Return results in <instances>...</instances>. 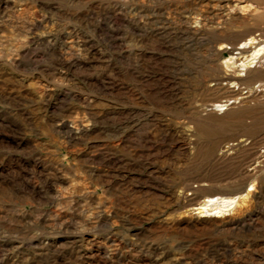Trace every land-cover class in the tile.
Here are the masks:
<instances>
[{"label": "rangeland", "instance_id": "374dc122", "mask_svg": "<svg viewBox=\"0 0 264 264\" xmlns=\"http://www.w3.org/2000/svg\"><path fill=\"white\" fill-rule=\"evenodd\" d=\"M254 46L264 0H0V264H264Z\"/></svg>", "mask_w": 264, "mask_h": 264}, {"label": "bare ground", "instance_id": "6f19581e", "mask_svg": "<svg viewBox=\"0 0 264 264\" xmlns=\"http://www.w3.org/2000/svg\"><path fill=\"white\" fill-rule=\"evenodd\" d=\"M256 43V40L254 38H250L247 41H244L239 49H245L249 48L252 45ZM255 49L252 54H250L248 57H245L239 64L238 67L242 69V71L245 69L248 70L251 67H254L257 61L264 55V46H256L253 47ZM234 60V58H229L225 61V65H231V61ZM235 62V61H234ZM226 67V66H225ZM216 109L224 110L226 105H216L214 106ZM237 203V199H228V198H212L207 199L203 201L201 204H199L198 207H196L197 213L202 216H207L211 218L218 219L222 215H224L226 212H228L230 209L234 207V205Z\"/></svg>", "mask_w": 264, "mask_h": 264}]
</instances>
